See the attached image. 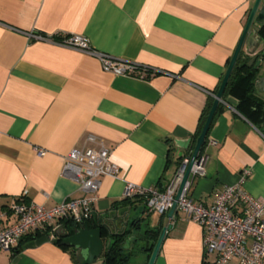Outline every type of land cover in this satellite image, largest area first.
<instances>
[{"label":"crops","instance_id":"obj_1","mask_svg":"<svg viewBox=\"0 0 264 264\" xmlns=\"http://www.w3.org/2000/svg\"><path fill=\"white\" fill-rule=\"evenodd\" d=\"M254 2L0 0V228L14 221L10 207L17 199L51 208L94 196L92 224L129 231L127 264H147L165 226L170 229L154 264H213L199 225L179 211L170 220L151 216L142 199L124 201L122 193L127 182L164 190L191 155L201 113L216 95ZM263 24L250 27L261 37L254 54L246 42L240 52L260 56L258 80L264 78ZM35 36H82L92 49L154 72L114 76L97 59ZM256 93L264 100V92ZM237 101L229 97L215 115L201 152L204 175L188 179V196L205 207L244 171L246 193L264 200V120L255 127L235 110ZM90 136L95 143L87 142ZM189 139L186 150L175 144ZM99 142L120 175L101 178L98 192L85 195L61 174L63 157L72 149L98 150ZM35 149L46 153L37 156ZM0 264L77 263L72 249L37 231L13 252H0ZM94 264L105 263L101 257Z\"/></svg>","mask_w":264,"mask_h":264},{"label":"built area","instance_id":"obj_2","mask_svg":"<svg viewBox=\"0 0 264 264\" xmlns=\"http://www.w3.org/2000/svg\"><path fill=\"white\" fill-rule=\"evenodd\" d=\"M35 38L95 58L104 72L114 76L145 78L153 74L147 73L144 67L112 59L92 49L82 36H63L59 40L47 36ZM87 142L95 143V139L90 136ZM98 146V150L72 149L63 157L61 174L75 182L85 195L98 192L101 178L117 179L120 175L119 167L110 161L109 150L101 142ZM35 153L41 157L46 152L35 149ZM204 160L203 156L199 158L190 175H204ZM188 161V157L183 158L173 180L162 191L125 183L122 200L142 199L148 213L166 215L175 201ZM181 165L184 166L181 168ZM248 175L249 171H244L236 184L224 186L210 207L197 204L188 196L189 180L178 198L177 211L201 227L205 255L215 254L216 257L213 264H229L232 259L238 264H264V200L256 199L244 190ZM95 200L94 196L67 199L51 208L16 200L10 207L14 221L0 228V252H13L21 239L37 231L47 233L53 241L57 228L63 227L64 221L83 226L92 219ZM54 222L58 226H52ZM107 229L109 231V227Z\"/></svg>","mask_w":264,"mask_h":264},{"label":"water","instance_id":"obj_3","mask_svg":"<svg viewBox=\"0 0 264 264\" xmlns=\"http://www.w3.org/2000/svg\"><path fill=\"white\" fill-rule=\"evenodd\" d=\"M261 0H255L247 22L245 24L243 33L240 37V40L236 46V49L233 53V56L230 60V63L227 67V70L225 72V75L221 81V84L218 88V91L216 95L214 96V101L211 106V109L208 113V116L205 120L204 126L195 140L193 150L191 152V155L188 157V164L186 166L184 175L182 177L181 183L179 185L177 194L175 196V201L173 202L170 210L167 213L168 219H172L173 215L177 212V201L178 198L183 190V187L185 183L188 181V178L191 174V170L193 168V165L197 163L199 158L202 156V148L204 147L207 139V135L209 132V129L211 127V124L215 118V115L217 113V108L219 104L222 102V98L226 89V86L228 84V81L230 79L233 67L237 61V58L240 55L241 49L246 42V51L249 55L254 54V52L259 47V43L261 42V37L257 34L256 31H253L250 29L253 22L256 24H262L264 22V3L261 5ZM258 11V13H257ZM257 13V15H256ZM257 90L262 93L264 92V78H260L258 80V83L256 85ZM191 140L186 141H175V144L178 148L186 150L190 144ZM184 165H181V168ZM170 229V226L162 227L158 238L153 246L152 252L148 258L147 264H154L155 260L157 258V255L159 253V250L161 248V245L163 243V240L166 236L167 231ZM129 233V231H128ZM58 239L61 240V245L63 247H66L68 249H72L74 251L75 255V261L77 264H94L98 259H100L104 252V242L102 240V232L101 229H89L85 224L81 227H78L70 233L67 229L64 227H58L55 234ZM132 240V238H128L124 242V246L121 247V250H125L128 248L129 242Z\"/></svg>","mask_w":264,"mask_h":264},{"label":"trees","instance_id":"obj_4","mask_svg":"<svg viewBox=\"0 0 264 264\" xmlns=\"http://www.w3.org/2000/svg\"><path fill=\"white\" fill-rule=\"evenodd\" d=\"M260 34L264 35V24L260 27ZM54 40H59L60 38H53ZM260 56L258 54L254 56H243L239 55L237 61L233 67L230 79L226 86L222 101L225 104H219L217 108V114L222 112L226 105L228 106L227 99L229 97H233L237 99V105L235 110L238 111L242 116L248 119L255 127H258L259 124L264 120V100L258 96L256 93V84L258 80V72H259V62ZM147 73H153L151 69L146 68ZM218 88L213 92L216 94ZM213 97H209L207 103L204 107L203 112L201 113L199 123L197 125V129L195 134L192 137V142L194 143L197 137L199 136L205 120L208 116V113L213 104ZM181 162L178 163L180 165ZM18 200V199H17ZM127 201V200H124ZM92 220V219H91ZM91 220H89L85 225L89 229H101L102 236H107L104 252L102 258L105 264H127L131 254H126L121 250L124 242L127 238L128 231H124L122 233H112L106 229L105 226H95L92 224ZM65 229H67L70 233L76 228L78 225L73 224L70 221H64L62 225ZM151 234L148 232L146 235ZM154 238L157 237V232L153 233ZM53 243L57 246L67 249L61 245V240L57 237L53 239ZM153 249V244L148 249V252L151 254ZM150 256V255H149Z\"/></svg>","mask_w":264,"mask_h":264},{"label":"rangeland","instance_id":"obj_5","mask_svg":"<svg viewBox=\"0 0 264 264\" xmlns=\"http://www.w3.org/2000/svg\"><path fill=\"white\" fill-rule=\"evenodd\" d=\"M156 215V217H157V214L156 213H154V214H151V216H155Z\"/></svg>","mask_w":264,"mask_h":264}]
</instances>
